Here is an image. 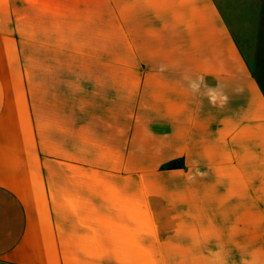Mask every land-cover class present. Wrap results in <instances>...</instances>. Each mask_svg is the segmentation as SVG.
Listing matches in <instances>:
<instances>
[{"label": "crops", "instance_id": "1", "mask_svg": "<svg viewBox=\"0 0 264 264\" xmlns=\"http://www.w3.org/2000/svg\"><path fill=\"white\" fill-rule=\"evenodd\" d=\"M0 264H264V83L217 0H0Z\"/></svg>", "mask_w": 264, "mask_h": 264}, {"label": "rangeland", "instance_id": "2", "mask_svg": "<svg viewBox=\"0 0 264 264\" xmlns=\"http://www.w3.org/2000/svg\"><path fill=\"white\" fill-rule=\"evenodd\" d=\"M243 52L264 83V0H217Z\"/></svg>", "mask_w": 264, "mask_h": 264}, {"label": "clouds", "instance_id": "3", "mask_svg": "<svg viewBox=\"0 0 264 264\" xmlns=\"http://www.w3.org/2000/svg\"><path fill=\"white\" fill-rule=\"evenodd\" d=\"M163 70L164 68L162 67L161 71ZM183 79L187 82L189 90L194 95L200 93L202 96H205L208 99L209 104L213 107L218 106L220 108H223L228 104L229 97L222 91L218 92V89H220L219 82H217L216 85H209L205 76L203 75L193 78L192 76L185 74ZM191 179H194V177H191Z\"/></svg>", "mask_w": 264, "mask_h": 264}]
</instances>
